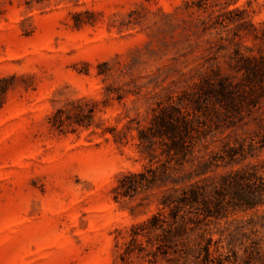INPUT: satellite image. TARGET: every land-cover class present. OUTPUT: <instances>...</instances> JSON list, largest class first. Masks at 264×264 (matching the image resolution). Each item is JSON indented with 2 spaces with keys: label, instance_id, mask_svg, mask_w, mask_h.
I'll use <instances>...</instances> for the list:
<instances>
[{
  "label": "rangeland",
  "instance_id": "obj_1",
  "mask_svg": "<svg viewBox=\"0 0 264 264\" xmlns=\"http://www.w3.org/2000/svg\"><path fill=\"white\" fill-rule=\"evenodd\" d=\"M238 53L264 54V0H0V264H123L134 229L184 186L115 197L124 174L157 164L139 126L213 71L239 81ZM208 118L203 159L225 144L248 153L203 183L249 166L264 176V105L234 123ZM199 219L188 253L159 251L157 264H193L209 238L232 264H264V205ZM139 240L128 264L156 249Z\"/></svg>",
  "mask_w": 264,
  "mask_h": 264
},
{
  "label": "trees",
  "instance_id": "obj_2",
  "mask_svg": "<svg viewBox=\"0 0 264 264\" xmlns=\"http://www.w3.org/2000/svg\"><path fill=\"white\" fill-rule=\"evenodd\" d=\"M238 55L233 69L241 74L239 81L223 75L220 70L213 71L195 84L194 92L184 91L176 98L158 102L150 122L139 126V145L149 154L150 161L157 164L124 174L115 187V197L133 196L157 183H183L184 186L174 187V191L164 197L163 207L134 229L121 255L123 264H128L135 246L144 248L140 235L147 237L148 243L156 248L144 255V260L157 264L159 251L165 256L188 253L189 245L185 239L189 228L195 230L191 223H197L201 215L218 218L230 209L250 210L264 205V176L256 166L229 172L211 184H204L202 178L212 167H219V161L228 158L231 163L239 155L245 158L248 153L245 144L239 147L225 144L223 153L203 159L199 154L200 146L214 131L208 113L212 110L234 123L264 105V54ZM63 124L62 119L60 125ZM215 127L218 128V124ZM248 146V151L253 152L254 139ZM263 147L264 137L259 148ZM161 156L165 160H161ZM188 167L192 169L189 172ZM206 241V244L199 243L193 264H232L229 255L213 254L212 238ZM168 260L170 264H178L174 257H168ZM188 263L186 260L183 264Z\"/></svg>",
  "mask_w": 264,
  "mask_h": 264
}]
</instances>
